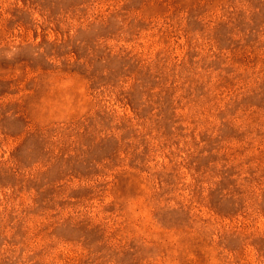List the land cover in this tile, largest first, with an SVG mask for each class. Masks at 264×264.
<instances>
[{"label":"rangeland","instance_id":"obj_1","mask_svg":"<svg viewBox=\"0 0 264 264\" xmlns=\"http://www.w3.org/2000/svg\"><path fill=\"white\" fill-rule=\"evenodd\" d=\"M0 264H264V0H0Z\"/></svg>","mask_w":264,"mask_h":264}]
</instances>
